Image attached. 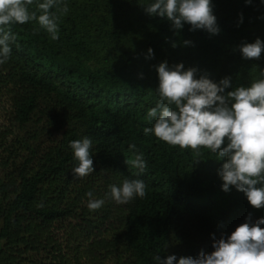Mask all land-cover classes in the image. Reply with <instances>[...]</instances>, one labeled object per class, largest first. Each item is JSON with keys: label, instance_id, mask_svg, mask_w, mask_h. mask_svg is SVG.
<instances>
[{"label": "trees", "instance_id": "1", "mask_svg": "<svg viewBox=\"0 0 264 264\" xmlns=\"http://www.w3.org/2000/svg\"><path fill=\"white\" fill-rule=\"evenodd\" d=\"M152 2L61 0L68 11L58 13L56 40L35 20L10 26L11 57L0 65V264L196 257L249 214L253 222L264 218L242 192L222 190L224 159L144 134L154 123L147 113L158 99L161 62L195 67L214 82L230 77L232 88L258 78L264 53L245 60L238 46L264 41V2L212 0L218 35L188 24L175 31L145 13ZM149 48L154 55L146 58ZM85 136L94 172L78 178L70 142ZM139 153L142 173L127 163ZM125 177L142 179L147 195L118 205L106 194ZM89 191L105 200L101 209L89 211Z\"/></svg>", "mask_w": 264, "mask_h": 264}, {"label": "clouds", "instance_id": "2", "mask_svg": "<svg viewBox=\"0 0 264 264\" xmlns=\"http://www.w3.org/2000/svg\"><path fill=\"white\" fill-rule=\"evenodd\" d=\"M246 4L252 0H244ZM264 2V0H262ZM33 0H0V65L11 57L9 41L15 36L13 24L37 23L58 39V13L68 11L61 0H44L37 5V11H30ZM212 0H153L144 7L149 16H159L170 22L173 30L179 31L184 24L189 31L204 30L210 35H218L220 29L214 15ZM55 9V10H54ZM240 22L243 17L240 15ZM184 41V44H190ZM175 46V45H173ZM245 60H259L264 53V41L256 38L253 42H243L238 46ZM151 48L146 58L153 57ZM198 69H185L182 63L169 66L164 61L156 66L158 97L155 107L147 116L154 119L151 127L144 128V134H152L169 145L181 149L198 150L206 148L225 162L218 169L224 192L234 187L242 192L254 209L264 208V68L259 69L258 78L248 86L232 88L230 77L214 82L207 74L197 76ZM232 88L230 91L226 89ZM73 155L78 162L73 174L78 178L94 172L93 141L85 136L70 142ZM129 150L135 152L136 145ZM196 155H201L196 152ZM141 173L147 167L143 153L136 154L127 161ZM146 184L142 179L125 177L119 186L110 185L108 198L118 205L128 204L135 198L143 199ZM89 211H97L105 204L93 192L86 193ZM264 218L254 222L251 214L227 237L222 234L213 238L210 253L200 251L196 257L168 255L161 259L153 257L155 264H264Z\"/></svg>", "mask_w": 264, "mask_h": 264}]
</instances>
